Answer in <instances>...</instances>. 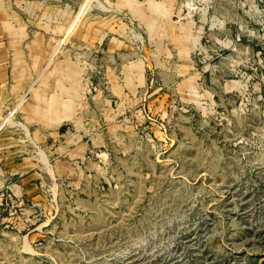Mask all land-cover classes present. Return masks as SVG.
<instances>
[{"label":"rangeland","instance_id":"374dc122","mask_svg":"<svg viewBox=\"0 0 264 264\" xmlns=\"http://www.w3.org/2000/svg\"><path fill=\"white\" fill-rule=\"evenodd\" d=\"M0 264H264V0H0Z\"/></svg>","mask_w":264,"mask_h":264}]
</instances>
